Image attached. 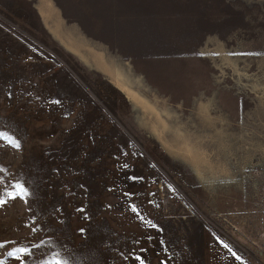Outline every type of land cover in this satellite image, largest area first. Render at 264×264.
<instances>
[{
	"label": "rangeland",
	"instance_id": "obj_1",
	"mask_svg": "<svg viewBox=\"0 0 264 264\" xmlns=\"http://www.w3.org/2000/svg\"><path fill=\"white\" fill-rule=\"evenodd\" d=\"M0 198L2 264H264V0H0Z\"/></svg>",
	"mask_w": 264,
	"mask_h": 264
},
{
	"label": "snow or ice",
	"instance_id": "obj_2",
	"mask_svg": "<svg viewBox=\"0 0 264 264\" xmlns=\"http://www.w3.org/2000/svg\"><path fill=\"white\" fill-rule=\"evenodd\" d=\"M16 147H19L18 142L15 143ZM16 191L13 192H7L4 195H6L9 199H15L17 196H26L28 195L27 193V189L24 188L23 185L21 184H17L15 186ZM8 202V200L4 199V198H0V205H4ZM3 245H0V247H2ZM227 247V245H225ZM30 250L28 248H24L21 247L19 249L14 250L13 252H10L9 255H16L17 252L19 253H27ZM237 259H239V257H237ZM0 264H2V262H0ZM55 264H66V262H62V261H56Z\"/></svg>",
	"mask_w": 264,
	"mask_h": 264
}]
</instances>
